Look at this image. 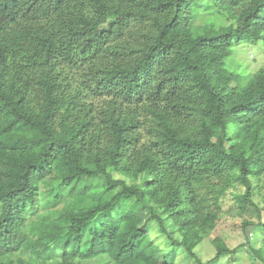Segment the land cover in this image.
<instances>
[{"label": "trees", "instance_id": "obj_1", "mask_svg": "<svg viewBox=\"0 0 264 264\" xmlns=\"http://www.w3.org/2000/svg\"><path fill=\"white\" fill-rule=\"evenodd\" d=\"M207 5L235 23L196 36ZM247 39L264 0H0V264H168L147 215L197 257L199 181L237 170L253 204L264 175V66L225 69Z\"/></svg>", "mask_w": 264, "mask_h": 264}, {"label": "rangeland", "instance_id": "obj_2", "mask_svg": "<svg viewBox=\"0 0 264 264\" xmlns=\"http://www.w3.org/2000/svg\"><path fill=\"white\" fill-rule=\"evenodd\" d=\"M194 34L201 32L204 24L213 23L220 27L234 24L235 20L227 11L212 5L201 7L198 11ZM264 66V42L244 40L236 42L232 54L225 63L228 73L237 74L241 82L245 83L253 74ZM235 84V82L233 83ZM228 125L234 126L235 120L227 117ZM148 136H145L146 140ZM189 154V151L184 149ZM120 177L119 174L115 175ZM129 182H134L132 177H127ZM140 176L137 182H141ZM219 186V189H218ZM221 186V188H220ZM199 204L204 212H209L212 218L209 222L199 227L201 241L197 244L192 256L184 246H175L170 239L161 232L158 222L145 217L144 225L148 230L150 239L157 247L155 257L158 262L168 264H264V232L259 222L264 220V175L254 179L253 204L244 200L245 187L241 183L237 170L224 176L207 177L199 181ZM44 197L40 200V211L46 212ZM166 221L174 238L183 239L182 225L166 217ZM223 240L234 253L223 254L216 258L217 249L215 240ZM84 264H111L106 255L83 259Z\"/></svg>", "mask_w": 264, "mask_h": 264}]
</instances>
